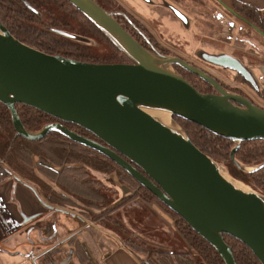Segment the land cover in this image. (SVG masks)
Returning a JSON list of instances; mask_svg holds the SVG:
<instances>
[{
  "label": "water",
  "instance_id": "obj_1",
  "mask_svg": "<svg viewBox=\"0 0 264 264\" xmlns=\"http://www.w3.org/2000/svg\"><path fill=\"white\" fill-rule=\"evenodd\" d=\"M69 1L133 62L95 63L48 54L17 40L0 22V101L10 112L16 134L36 140L59 131L98 151L177 213L214 247L224 264L237 263L223 234L243 242L264 264V195L241 191L188 137L173 132L142 109L166 110L171 119L180 116L233 140V159L241 141L264 140V108L229 92L184 59L146 49L94 0ZM199 56L236 72L257 89L252 73L236 57L223 52ZM173 64L198 75L216 92H199L180 74L164 67ZM19 103L75 123L103 143L60 122L29 131L17 114L15 105Z\"/></svg>",
  "mask_w": 264,
  "mask_h": 264
},
{
  "label": "trees",
  "instance_id": "obj_2",
  "mask_svg": "<svg viewBox=\"0 0 264 264\" xmlns=\"http://www.w3.org/2000/svg\"><path fill=\"white\" fill-rule=\"evenodd\" d=\"M47 1L59 8L72 10L92 27L96 35L106 40L112 48L115 45L120 49L102 29L72 5L69 0ZM38 7L39 5L36 0H0V22L17 40L40 51L48 54L62 55L79 61L100 62L94 56L80 50L73 43L54 38L50 30L39 29L38 25L41 24V21L37 10ZM231 9L233 13L240 17L243 23L254 28L264 36L263 11L239 0L232 1ZM112 16L146 49L158 51V53L163 55L169 54L168 49L157 43L153 35L150 32H146L145 27L141 23L137 22L136 24L131 19L129 20L127 16L126 19ZM121 21H124V23ZM243 54L247 56L246 53ZM247 60L248 63L245 67H248V65L264 64V59L262 58L247 56ZM173 66L178 69V74L189 81L199 92L209 93L214 91L212 86L198 75L176 64H173ZM235 80L242 81L243 78L241 75L235 73ZM232 91L237 92L235 90ZM259 95L264 99V88L259 91ZM15 108L23 126L29 131H38L46 124L60 122L68 129L80 135L103 143L93 133L75 123L61 121L37 108L22 103L16 104ZM172 118L182 124L188 138L200 151L214 161L226 160V170L232 177L264 195V140L241 141L234 152L236 159H232L229 153L230 148L233 149L235 147L233 140L216 135L197 123L180 116L172 115ZM32 156H36L38 160L33 161ZM0 160L27 182L40 187L41 194L50 203L58 206H62L68 201L67 197L62 195L64 191L66 193L69 190L77 191L79 187H86L91 184L93 180L87 178L89 174L88 168L104 173L113 171L125 178L133 188L141 190V194L136 195V197L134 195L127 197L123 203L137 197L157 201L176 216L177 221H175V226L177 232L189 246V251L185 255H182L178 252L146 246L144 243L137 242L129 237H122L121 240L131 249L132 253H143L148 259H140V264H224L222 258L212 245L118 164L98 151L70 140L59 131H50L47 135L36 140H28L17 135L12 124L10 112L1 101ZM43 162H48V164L54 166L48 165L44 167ZM238 163H241L242 166L253 164L254 168L251 171H244L239 168ZM133 165L143 172L138 166ZM42 178L54 180L61 191L51 189L50 185ZM72 194L79 200L75 193ZM80 201L81 203L86 202L91 207H100L98 203L95 204L87 199H80ZM87 216L91 219L90 222H96L100 219L92 210L88 212ZM107 219L109 220L110 217H106ZM101 223L104 226L111 224L110 228L115 233L123 235L125 229L118 221L111 219L110 223ZM223 238L226 244L231 247L237 264H261L256 255L243 242L228 234H223Z\"/></svg>",
  "mask_w": 264,
  "mask_h": 264
},
{
  "label": "rangeland",
  "instance_id": "obj_3",
  "mask_svg": "<svg viewBox=\"0 0 264 264\" xmlns=\"http://www.w3.org/2000/svg\"><path fill=\"white\" fill-rule=\"evenodd\" d=\"M36 1L39 5L37 10L41 21V24L38 25L39 29L50 30V33L54 38L73 43L80 50L94 56L100 61L95 63L133 62L125 52L118 49L115 45L114 48H112L106 40L96 35L92 27L72 10L59 8L47 0ZM95 2L100 4L112 15L119 9L121 11L120 17L126 19L127 16L129 20L131 19L134 23H141L145 27L146 32H150L153 35L157 43L162 46H169L171 54H181L184 59L190 61L194 66L216 78L229 92H232V90L238 91L242 96L248 98L255 105L264 108V99L259 95V91L264 88V85L260 80L258 81L253 73L252 76L256 82L257 89H254V87L248 83H244L243 80L236 81L235 73L233 71L227 69L223 70L222 68L207 64L200 58L199 54L203 52L215 54L223 49V53L236 57L244 65L245 61H247V56L253 58H258V56L253 54V52L242 51V49H239L234 45H232L234 47L233 49L232 46L231 48L223 47L224 45L221 44L222 42L224 43V39H222L223 37H220L221 39H219V42L209 41L210 39H207L206 36H204L205 34L196 30L197 28H195L193 22L191 23V19L188 20L185 17V14H187L186 10L182 9L175 0H150L148 4L143 0H95ZM159 3L165 7L160 6ZM150 7L152 8V12L150 11ZM218 10L220 11L221 9L218 8ZM133 11L136 13L135 15L133 14ZM178 13L182 14L184 17L182 18ZM203 14L204 18H202V16L200 17L201 20H199L200 22H204L202 25H205V22L208 26L212 25V22L208 20V14ZM136 15L144 17L150 23V29L152 31H150L146 24L138 19ZM230 19H232L237 26L234 35L235 39L238 41L236 40L235 43L240 44V42L246 41V43H249L251 46H253L254 43L259 45V38L257 37L260 36L259 32L250 28H244V30H242L241 21L235 18ZM121 22L124 23V21ZM226 29L229 28L226 27ZM253 31L256 34H254ZM133 32L135 31L133 30ZM243 53H246L247 56ZM168 67L171 71L176 73L171 65H168ZM172 120L182 130L183 134L188 137L182 124L174 118H172ZM233 145H236V142ZM231 149L232 148H230L229 156L232 151ZM233 158L236 159L235 154L233 155ZM32 159L33 161L38 160L36 156H32ZM214 162L222 172L232 177L226 170V160L221 159ZM43 165L44 167L48 165L51 167L54 166L48 164V162H43ZM238 165L239 168L244 171H251L254 168L253 164L242 166L241 163H238ZM87 171L89 173L87 178L93 180L91 184H87L88 186L85 185L86 187H79L77 191L69 190L71 188L68 189V193L64 191L62 195L67 197L68 201L60 207L78 212L89 221L91 219L87 214L92 210L98 215V217H100L98 221L93 223L103 229L96 228L97 231L107 235L117 245H120L119 241L122 237H129L132 240L144 243L146 246L178 252L182 255H185V253L189 251V246L177 232L175 226V221H177L176 216L164 206L155 200L141 199L139 197L132 198V200L123 203L127 197H132V195L136 197V195L141 194V190L135 187L133 188L125 178L119 174L117 175L113 171L104 173L90 168H88ZM232 178L236 179L234 177ZM42 179L50 185L51 189L61 191L58 189V185L54 180L48 178ZM36 189L39 192L41 191L40 187H36ZM252 190L259 193L254 189ZM72 193H75L79 200ZM80 199H87L95 204L98 203L100 207H91L87 205L86 202L81 203ZM106 217H110V219L106 220ZM111 219L116 220L123 225L125 229L123 235L115 233L110 228L111 224L104 226L101 223H110ZM121 242L131 251L122 240ZM68 244L69 243H67V246ZM120 247L127 251L124 247ZM136 254L135 255L139 256L140 259L148 260L143 253ZM129 257L132 259V256L129 255Z\"/></svg>",
  "mask_w": 264,
  "mask_h": 264
},
{
  "label": "crops",
  "instance_id": "obj_4",
  "mask_svg": "<svg viewBox=\"0 0 264 264\" xmlns=\"http://www.w3.org/2000/svg\"><path fill=\"white\" fill-rule=\"evenodd\" d=\"M143 1L147 4L150 2ZM232 1L175 0L186 10L185 17L191 19L196 30L205 34L207 39H210L212 34H217L218 39L223 37L221 33L227 34L226 39L222 38L223 47L231 48L234 45L264 59L263 35L257 36L259 45L254 43L251 46L246 41L237 44L234 35L237 26L230 19L234 17L224 15V19L230 21L229 29H226L225 24L218 23L213 16L214 10L221 11L218 10L219 5L231 8ZM239 1L251 4L264 12V0ZM150 11L152 12V8ZM201 13L208 14L212 25L208 26L206 22L202 25L204 22L199 20L204 14ZM136 16L150 29V23L144 17ZM241 25L242 30L254 29L243 22ZM247 63L248 60L245 65ZM246 68L264 85V64L248 65ZM92 224L95 225L82 214L50 203L33 184L0 160V264H140V258L127 249L121 240L120 245H117L107 235L97 231L96 228L103 230L100 226Z\"/></svg>",
  "mask_w": 264,
  "mask_h": 264
},
{
  "label": "bare ground",
  "instance_id": "obj_5",
  "mask_svg": "<svg viewBox=\"0 0 264 264\" xmlns=\"http://www.w3.org/2000/svg\"><path fill=\"white\" fill-rule=\"evenodd\" d=\"M165 69L170 70L168 66H164ZM147 114H149L151 117H153L156 121L164 125L165 127L169 128L173 132H176L180 135H183L182 130L173 122V120L170 117V114L166 110L162 109H151V108H142ZM221 171V170H220ZM221 173L231 182L233 183L237 188H239L241 191L248 195H256V192L253 191L248 186L244 185L242 182L233 179L232 177L228 176L224 172L221 171ZM262 199L264 201V197L262 196Z\"/></svg>",
  "mask_w": 264,
  "mask_h": 264
},
{
  "label": "flooded vegetation",
  "instance_id": "obj_6",
  "mask_svg": "<svg viewBox=\"0 0 264 264\" xmlns=\"http://www.w3.org/2000/svg\"><path fill=\"white\" fill-rule=\"evenodd\" d=\"M100 5V4H99ZM101 6V5H100ZM102 7V6H101ZM103 8V7H102ZM219 9H221V11L220 12H217V11H213L212 12V14H213V16L215 17V19H216V21H218V23H220V24H222V25H224V26H226L227 28H229V23H230V21L228 20V19H224V15H231V16H233L234 18H236L237 20H239V21H241L242 22V20L240 19V17L238 16V15H236L235 13H233L232 12V9L231 8H229V7H225V6H222V5H219ZM121 13V11L118 9L115 13H113V15L114 16H117V17H120V14ZM224 13V14H223ZM224 22V23H223ZM216 36H214V34H212V37L210 36L209 38H210V40L211 41H220L217 37H219L217 34H215ZM221 35L223 36V38L224 39H226L227 38V36H226V34H223V33H221ZM214 36V37H213ZM216 37V38H215ZM221 43V42H220ZM166 49H168V51H169V54L168 55H163V54H161V53H158V51L156 52L155 50H150L151 52H153V53H155V54H161V56L163 55V56H177V57H180L181 59H184L183 58V56L181 55V54H177V55H174V54H171L170 53V48H169V46H167V45H163ZM150 48H152V47H150ZM218 53H221L220 51L218 52ZM181 55V56H180ZM185 61H187L188 63H190V61H188V60H186V59H184ZM207 63V62H206ZM190 64H192V63H190ZM207 64H209V63H207ZM176 65H178V64H176ZM193 65V64H192ZM209 65H212V64H209ZM178 66H180V65H178ZM212 66H214V67H217V68H222V67H219V66H216V65H212ZM171 67L174 69V71H176L177 73H178V69H176L173 65H171ZM181 67V66H180ZM183 68V67H182ZM224 69H226V68H223V70ZM186 70V69H185ZM227 70H229V69H227ZM230 71H232V70H230ZM234 72V71H233ZM234 73H236V72H234ZM242 77V76H241ZM184 78V77H183ZM214 78V77H213ZM218 83H220L216 78H214ZM243 82L244 83H247V82H245L244 80H243ZM221 84V83H220ZM221 86L223 87V88H225L222 84H221ZM212 89L214 90V88L212 87ZM226 89V88H225ZM216 91L214 90L213 92H209V93H215ZM232 92H234V91H232ZM234 93H237V94H240L241 95V93H239L238 91L237 92H234Z\"/></svg>",
  "mask_w": 264,
  "mask_h": 264
},
{
  "label": "built area",
  "instance_id": "obj_7",
  "mask_svg": "<svg viewBox=\"0 0 264 264\" xmlns=\"http://www.w3.org/2000/svg\"><path fill=\"white\" fill-rule=\"evenodd\" d=\"M31 258H34V256H31Z\"/></svg>",
  "mask_w": 264,
  "mask_h": 264
}]
</instances>
